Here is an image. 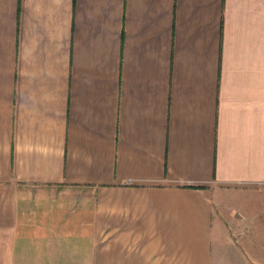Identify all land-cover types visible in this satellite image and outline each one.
Returning <instances> with one entry per match:
<instances>
[{"label": "crops", "instance_id": "1", "mask_svg": "<svg viewBox=\"0 0 264 264\" xmlns=\"http://www.w3.org/2000/svg\"><path fill=\"white\" fill-rule=\"evenodd\" d=\"M0 264H264V0H0Z\"/></svg>", "mask_w": 264, "mask_h": 264}]
</instances>
